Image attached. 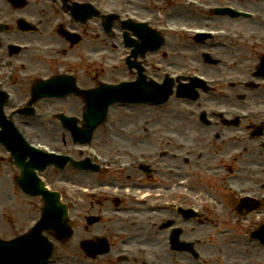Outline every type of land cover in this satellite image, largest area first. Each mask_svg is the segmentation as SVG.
Segmentation results:
<instances>
[{
  "label": "rangeland",
  "instance_id": "1",
  "mask_svg": "<svg viewBox=\"0 0 264 264\" xmlns=\"http://www.w3.org/2000/svg\"><path fill=\"white\" fill-rule=\"evenodd\" d=\"M120 1L129 3L132 9L138 11V13L141 15H146L148 13H151L155 16L167 15L171 17L175 23L186 22L190 24L202 25V22L207 20L200 16L198 17L197 15H194L190 11H182L181 13L177 12L176 2L164 5L162 7L157 0H145L147 2L142 0H114L110 1L109 3H114L117 5L120 3ZM254 1L255 0H249L248 5L250 7H254L256 4ZM0 7V11L5 9V4L1 2V0ZM32 10H34L33 7H30L29 11ZM44 11L46 10L44 9ZM211 22H216L218 25L227 27L232 26L229 20L221 21L219 19H214ZM95 27V24H93V26H87V30L85 31L88 33L87 38L80 39V41L71 49L65 48V45L62 41L60 42V40H56V42L60 44L58 49L61 57L60 62H54L52 68L57 69L60 67V72L65 70V72L74 75L73 77L77 79L78 83L86 88L96 86L101 80L110 83H117L121 79H135L137 77V71L135 69L134 71L129 70L123 58L124 55L128 54L129 51L127 50V52L122 53L120 43L117 40L111 41L104 38V41L100 32H96ZM100 36L101 38L99 40ZM166 40H168L167 44L160 52L145 54L144 58H138L140 64L144 66V71H142L143 74H149L157 77L158 79H162L163 73L153 70L151 67V62H167L168 59H171V62L174 64L173 69H183L186 71L202 70L208 74L217 75L221 73L212 72L211 68L208 67V64L204 63L202 52L209 54V56L213 59L214 57H222L227 54H239V49L230 46H224L223 48L218 47L217 49L214 48L211 50L200 46L199 50L196 49L195 44H193L189 38L185 39L178 37H168ZM84 42L87 43L85 47H83ZM83 49L93 54L94 57H98L100 52H105L106 55L102 57L97 64L86 61L76 62L75 64H69L66 62L67 59H82L84 52ZM224 49H227V51ZM187 50L190 53L193 52V54L188 56L182 53ZM165 53L167 55L171 53L169 55L170 58H168V56L165 57ZM23 58L25 59L26 57ZM110 61L116 63V67L110 66ZM236 68L238 69L235 70L239 72L238 74L242 75L241 78L243 80H240V83L235 85L232 94H249L246 99L240 102L236 101V104H242H237L242 108L264 107V102H255L259 98L264 99L263 90H259L258 97L255 95V92L248 90V88L245 86L252 78L251 75H249L251 67H248L247 64H243L242 66L238 65ZM231 71L232 70H230V67H226L227 74ZM226 73L223 72V74ZM21 87L22 88L18 86L17 91L19 93H17L20 97H24L29 93L28 85L22 83ZM207 94H210V92ZM75 103L78 107L79 103L77 100ZM184 105L185 103H183L179 98L172 97L168 100V102L161 106H149L144 104L128 106L118 104L112 106L110 111L111 113H114V116L111 115V119L108 121V123H111L112 125L114 141L119 145L129 147L131 149L144 150L154 148L155 143L156 147H158L160 145L159 139H161V134L164 132H175L178 135V139L184 141L190 140L189 137L192 136L190 134L196 131V129L199 130V127L197 126V115H187L183 109ZM34 125H38L37 122H35ZM34 130L35 129L27 130L29 135L34 138L33 141L40 140L45 143L47 142L53 147L62 146L63 144L65 147L69 146L66 134L60 130ZM209 132L210 131H207L205 135H207ZM98 133L103 135V130L100 129ZM231 134L242 136V139L238 140V142L244 141L245 143L249 144L247 141H245L247 139L246 131L239 130L236 132H231L230 135ZM205 137L201 138V141L204 140ZM198 143L199 142L197 141V144ZM104 144H108L109 147L112 145V143L108 142L107 140ZM100 146L104 147V145ZM206 154L213 155L211 152H207ZM0 155H6L5 151L1 147ZM18 172L19 169H16L11 164V162L8 161V159L0 164V237L4 239H9L14 235L24 231L33 220L39 218L41 209V203L38 197L31 198L25 196L16 186L14 178L16 175H18ZM65 176L66 178H69V173H65ZM44 177L52 188H59L60 184L55 182V170L48 168L44 173ZM250 180V177H243L241 182L249 183L251 182ZM195 183L196 182H192L191 184L194 187H202V185ZM80 186L90 187L87 184H82ZM76 194L77 192L74 191L75 196ZM198 200H206V195H200V198H197L196 201L199 202ZM225 200L226 202L223 201V209H225V214L228 216L231 214L233 215L235 212L233 213L231 210L232 201L230 199ZM227 218L228 217H226V219ZM164 219H167V217ZM228 221L229 223L226 222L221 227L216 228L218 231H221L220 233H216L214 229L210 230L211 232L214 231V234L216 235L213 238V244L207 243L206 241L211 233L205 232L193 237L191 236L192 230L186 232V239H198L194 245L204 256H202L200 264H218L219 259H223V261L227 262V264H264V251L261 249L248 247L243 241V238L239 235L241 234L240 227L235 222H232L234 221L233 217H230V220ZM143 242H147V239L143 240ZM135 243L140 242L136 241L134 244ZM151 243L157 244V247H161L164 244V241L162 238L152 237ZM176 260V263L171 262L170 264H196L191 259L189 254H180Z\"/></svg>",
  "mask_w": 264,
  "mask_h": 264
},
{
  "label": "water",
  "instance_id": "2",
  "mask_svg": "<svg viewBox=\"0 0 264 264\" xmlns=\"http://www.w3.org/2000/svg\"><path fill=\"white\" fill-rule=\"evenodd\" d=\"M88 101V105L89 107H91V105L93 106H99L97 104H93L91 103L92 101V97L87 98ZM106 106V102H104L103 104L100 105L99 109L97 110V113H99L102 108ZM85 116H87V118L90 116L89 111L85 112ZM15 134L12 131V129H10L9 127H5L4 129V133L0 136V139H2L3 141H8V142H12L13 138H14ZM14 158H15V162L17 165H19L22 168V178L18 179V183L19 185L23 188V190H25L26 192L29 191H35L37 193H42L43 197L47 203V208L51 209L52 207V199L50 197V195L45 194L41 191L40 186L35 183L33 181V177H32V173H31V168L34 165V163H29V165L27 166V164L22 163V156L20 154H17L16 152H13ZM44 220L41 222V226H44ZM39 239L38 234L36 233H32L26 240H33V241H37ZM26 242L24 245L28 246L30 245V242ZM21 244V243H20ZM19 246V244H18ZM17 259V254H16V250H14L13 248H11L8 245H4V244H0V264H11V263H15Z\"/></svg>",
  "mask_w": 264,
  "mask_h": 264
},
{
  "label": "flooded vegetation",
  "instance_id": "3",
  "mask_svg": "<svg viewBox=\"0 0 264 264\" xmlns=\"http://www.w3.org/2000/svg\"><path fill=\"white\" fill-rule=\"evenodd\" d=\"M248 166H250V167H253V166H255L254 165V163L253 162H249V164H248ZM254 174H258V172L257 173H255V172H251V175H254ZM261 174H262V172H261ZM138 180V179H137ZM133 181V183H131V185H132V187H131V191L132 192H135V193H138V192H140V191H144V190H147V191H155L156 190V188H148V189H144L143 187H141L140 185V183L138 182V181ZM130 181V180H129ZM128 182V181H127ZM132 182V181H131ZM120 188H122V185H120ZM232 199V198H231ZM150 221L151 222H154L155 223V219H150ZM131 225V224H130ZM149 225V224H148ZM147 225V226H148ZM125 225H123V224H121L120 222H118V223H115V224H113L112 226H108L106 229H105V231L107 232V235L110 237V235H112V236H114L115 235V232L116 231H126V229H125V227H124ZM135 226V228H136V232H137V236H135L131 241H128V243H127V245L129 246V245H131V244H134V242H136V241H139L140 242V244L141 245H145V246H148V247H151V245H152V243H151V239H147V242H143V238H144V231L146 230V227L147 226H144V227H140V226H138V225H134ZM147 229H149V228H147ZM153 237H155V236H153ZM146 240V239H145ZM110 250H109V253H108V255L109 254H111V247L109 248ZM133 264H137V262H134Z\"/></svg>",
  "mask_w": 264,
  "mask_h": 264
}]
</instances>
